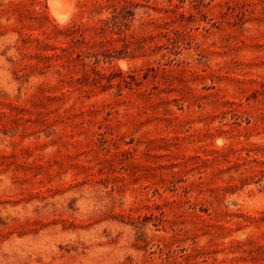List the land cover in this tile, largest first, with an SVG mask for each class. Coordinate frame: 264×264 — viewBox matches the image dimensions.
<instances>
[{"label":"rangeland","instance_id":"1","mask_svg":"<svg viewBox=\"0 0 264 264\" xmlns=\"http://www.w3.org/2000/svg\"><path fill=\"white\" fill-rule=\"evenodd\" d=\"M0 0V264H264V0Z\"/></svg>","mask_w":264,"mask_h":264},{"label":"bare ground","instance_id":"2","mask_svg":"<svg viewBox=\"0 0 264 264\" xmlns=\"http://www.w3.org/2000/svg\"><path fill=\"white\" fill-rule=\"evenodd\" d=\"M73 0H50L51 8L63 18H66L71 10ZM68 18H66L67 20Z\"/></svg>","mask_w":264,"mask_h":264},{"label":"clouds","instance_id":"3","mask_svg":"<svg viewBox=\"0 0 264 264\" xmlns=\"http://www.w3.org/2000/svg\"><path fill=\"white\" fill-rule=\"evenodd\" d=\"M57 23L60 24L61 26H64L65 24L68 23V21H67V20H64V21H58Z\"/></svg>","mask_w":264,"mask_h":264}]
</instances>
